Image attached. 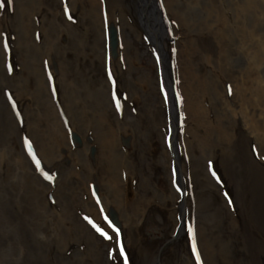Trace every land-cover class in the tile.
<instances>
[{"label": "rangeland", "instance_id": "rangeland-1", "mask_svg": "<svg viewBox=\"0 0 264 264\" xmlns=\"http://www.w3.org/2000/svg\"><path fill=\"white\" fill-rule=\"evenodd\" d=\"M120 1L124 20L108 0H3L0 264H122L110 224L122 230L130 209L117 207L102 174L120 176L127 201L145 199L134 236L131 229L120 230L128 264H155L156 256L159 264H197L193 241L202 257L200 232L209 229L211 217L194 212L177 236L160 247L173 234V201L166 195L176 188L168 177L172 167L161 161L169 150L167 104L136 0ZM165 1L169 36L163 48L176 104V145L179 155L193 153L199 159L208 179L200 183L185 163L186 187L194 195L209 196L216 215L210 228L228 240L227 259L217 254L216 264H254L253 251L241 239L256 232L238 208L237 189L221 176L215 161L229 153L233 139L246 137L244 153L264 171V0H173L171 6ZM94 12L101 40L92 50L87 43L94 37ZM65 70L75 73L66 79L74 89L69 95L59 87ZM38 72L47 84L45 94L37 85ZM102 80L97 102L86 90H97ZM99 116L105 118L103 125L95 121ZM74 126L83 141L89 135L96 142L105 129L114 132L118 161L106 157L105 164L95 156L74 155L67 142ZM44 147L61 160L57 170L42 167ZM25 156L38 180L23 170Z\"/></svg>", "mask_w": 264, "mask_h": 264}, {"label": "bare ground", "instance_id": "bare-ground-1", "mask_svg": "<svg viewBox=\"0 0 264 264\" xmlns=\"http://www.w3.org/2000/svg\"><path fill=\"white\" fill-rule=\"evenodd\" d=\"M89 3L95 4V0H87ZM168 5L171 6L173 4V0H169ZM111 8H116V14L119 13V20L125 19V12L121 8L120 0H108ZM93 4L90 6L93 7ZM165 0H136V13L138 15L139 21L141 22L142 30H146L152 38H156L155 33L159 35V39L162 40V36L164 34L163 29L160 31L157 28L160 26L161 18H163V7L165 6ZM111 11V9H109ZM159 22V23H158ZM91 26L93 30V39L91 43H87L92 50H94L95 44L98 41V38L101 40V24L99 22V16L97 12H94L91 17ZM50 37V36H49ZM122 42V41H121ZM89 44V45H88ZM122 44V43H121ZM129 58V57H128ZM123 64L126 66L125 75L128 72L127 66V57L122 53ZM134 62L133 59H131ZM123 70V69H122ZM121 70V71H122ZM39 75L37 77V85L39 90L42 92H46L47 84L44 81L42 82V74L38 72ZM75 76V73L71 71L65 70L62 74V81L59 85L60 89L64 92V94L69 95L74 93V89L72 85H66V79L68 77ZM124 75V77H125ZM123 77V79H124ZM75 78V77H74ZM251 79L248 77L246 79V84L248 86L249 81ZM43 83V84H42ZM94 85V83H92ZM105 82L102 80L99 84H97V90L87 89L88 84H86V91L89 92V95L92 99H95L97 102L101 100V94L104 90ZM248 89V87H247ZM170 114V107H169ZM175 119L172 120V122ZM96 123L99 125H103L105 122V118L103 116H99L95 119ZM81 131L83 127L81 125ZM261 127H257L256 129H260ZM71 133L67 139L69 145L74 146L73 154H77V156L83 157V155L95 156L96 161L103 162L107 164V158L110 159L111 162L118 161L119 154H116L117 141L115 140V133L109 132L106 129L102 131L100 134L97 133L98 140L94 142L89 135L86 137V140L83 141L81 138L83 135L80 133L78 127L74 126L71 128ZM175 130L176 127H173V140L171 139V143L169 146V150L166 154H164V159L161 161L167 162V165L175 167V172L168 173V177L170 181L172 177H175L178 182V189L170 188L169 193L166 195L168 199L173 201L171 205L173 207L170 209V214L172 216L173 222V234L176 236L180 231L183 223L188 224L187 222L191 221L192 213L194 212L199 218L209 219L211 217L209 224V229L204 232H200V248L202 252V264H216V255L218 254L220 258L227 259L226 251H228L227 241L223 239L219 234L213 233L214 228H210V224L216 217L215 212L212 211L209 196L204 195L203 193L197 192L196 195L192 194L186 187V180L184 177V167L185 163L188 164L187 168H189L192 172L197 173L200 177V180L197 175L198 181L203 183L204 181L208 182V179L205 178L204 174L206 173L204 165H202L197 159V157L192 154H181L179 155V149L175 142ZM48 134L52 135V130L47 131ZM57 135L62 136V133H57ZM79 137V139H77ZM72 140V142H71ZM247 139L240 138L239 140L234 141V139L230 142L231 146L229 153L221 154L216 157V166L219 170H221V176L225 177L226 180L230 183V186H235L237 189L238 196L240 200L238 202V208L244 212L245 215V223L247 224L249 229H253L256 232V235L251 238L241 239L242 241H246V245L249 246V249L253 251L252 256L255 260L252 261L254 264H264V174L262 173L263 169L254 164L252 160V156L250 153H244L243 145L246 144ZM166 150V149H165ZM47 151V152H46ZM41 164L42 167H48L50 170H57L61 165V160L56 158L53 155V150L51 148H43L41 149ZM66 152V149L64 150ZM79 152V153H78ZM81 152V153H80ZM21 153V151H20ZM69 152H67L68 154ZM83 153V154H82ZM22 154V153H21ZM39 154V153H38ZM28 159L25 156V165L22 166L25 173L31 178L38 180L35 174L32 172L31 167L28 165ZM29 162V161H28ZM264 172V171H263ZM103 182H106V186H110L109 188L114 191V196L117 201L118 206H122V204L128 207L130 210L128 211L129 219L128 221H123L122 233H125V230L131 229V232L134 236L135 229L138 222V214L145 203V199L141 200H129L127 201L126 196L122 194L120 188V176L118 174L116 176L108 177L105 174H102ZM175 180V182H176ZM203 180V181H202ZM54 183V180H53ZM119 185V186H118ZM112 187V188H111ZM223 206L226 209L225 204ZM115 207V208H117ZM110 207H106L108 209ZM174 215L178 216L174 220ZM206 216V217H205ZM209 221V220H208ZM257 258V259H255ZM153 262V261H152ZM148 264V262H146ZM186 264H193L191 261Z\"/></svg>", "mask_w": 264, "mask_h": 264}, {"label": "snow or ice", "instance_id": "snow-or-ice-1", "mask_svg": "<svg viewBox=\"0 0 264 264\" xmlns=\"http://www.w3.org/2000/svg\"><path fill=\"white\" fill-rule=\"evenodd\" d=\"M9 3H11V0H9ZM0 7H3V0H0ZM4 46H5V48H7V43L6 42H5V45ZM229 92H230V89H229ZM117 107H119V102H117ZM37 165H39V161H37ZM44 175H45V178L46 179H49V180L52 179V177L49 176L47 173H44ZM213 175H215V173H213ZM110 226L113 228V231L116 233V237H117L116 245L119 248V255L123 257L124 264H128V258H127V255L125 254V250H124L123 243L119 239V237H120V230H119V228H116L114 225H111L110 224ZM94 227H96V226L94 225ZM97 231L100 232V234L102 236H104L106 239H109V240L112 239V237L109 236L107 232L103 231V229L97 227ZM189 232L192 233L193 232V229L192 228H189ZM114 251H115V249H113V252ZM192 252L195 254L197 264H202L201 258H200L199 253H198V249H197L196 244H195L194 241L192 243ZM112 254L113 253L110 252V256Z\"/></svg>", "mask_w": 264, "mask_h": 264}]
</instances>
